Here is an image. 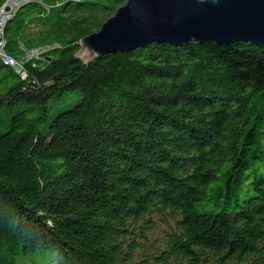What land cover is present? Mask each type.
<instances>
[{
    "label": "trees",
    "instance_id": "trees-1",
    "mask_svg": "<svg viewBox=\"0 0 264 264\" xmlns=\"http://www.w3.org/2000/svg\"><path fill=\"white\" fill-rule=\"evenodd\" d=\"M123 3L30 0L5 23L25 76L0 58V264H264V45L83 61Z\"/></svg>",
    "mask_w": 264,
    "mask_h": 264
},
{
    "label": "water",
    "instance_id": "water-1",
    "mask_svg": "<svg viewBox=\"0 0 264 264\" xmlns=\"http://www.w3.org/2000/svg\"><path fill=\"white\" fill-rule=\"evenodd\" d=\"M244 41L264 45V0H124L98 30L79 40L89 62L149 43Z\"/></svg>",
    "mask_w": 264,
    "mask_h": 264
},
{
    "label": "rangeland",
    "instance_id": "rangeland-1",
    "mask_svg": "<svg viewBox=\"0 0 264 264\" xmlns=\"http://www.w3.org/2000/svg\"><path fill=\"white\" fill-rule=\"evenodd\" d=\"M77 55L83 60L86 61V58L82 52H77ZM21 60H19L20 62ZM78 96L75 93L69 95L68 99L58 103V106L66 105L70 100L76 99ZM55 107L53 106L50 109V116L54 114ZM56 260V253L52 250L47 249H37L30 251L24 255L18 256L15 259V264H51Z\"/></svg>",
    "mask_w": 264,
    "mask_h": 264
},
{
    "label": "built area",
    "instance_id": "built-area-1",
    "mask_svg": "<svg viewBox=\"0 0 264 264\" xmlns=\"http://www.w3.org/2000/svg\"><path fill=\"white\" fill-rule=\"evenodd\" d=\"M16 0H0V21H2V18L8 14V12L13 9V6L15 4ZM38 53L37 49L31 50L29 53H26L28 56L36 55ZM0 58H6L14 60V63L17 64L18 73H20L21 76H25V72L22 71V64L18 61H16L12 56L8 55L3 49V37L0 36Z\"/></svg>",
    "mask_w": 264,
    "mask_h": 264
},
{
    "label": "bare ground",
    "instance_id": "bare-ground-1",
    "mask_svg": "<svg viewBox=\"0 0 264 264\" xmlns=\"http://www.w3.org/2000/svg\"><path fill=\"white\" fill-rule=\"evenodd\" d=\"M30 0H16L14 6H13V9H11L7 15H5L3 18H2V21H0V36H3V31H4V26H5V23L7 22V20L12 16V14L15 13V11L25 2H28ZM4 46H5V40L3 38V49H4ZM85 56V55H84ZM4 62H6L8 65L12 66L16 72H18V69H17V64L14 63V60H11V59H6V58H1Z\"/></svg>",
    "mask_w": 264,
    "mask_h": 264
}]
</instances>
